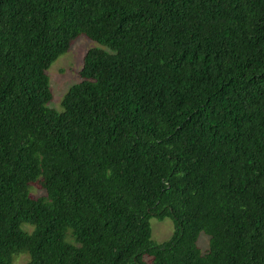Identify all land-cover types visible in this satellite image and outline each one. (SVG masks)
<instances>
[{
  "label": "trees",
  "instance_id": "16d2710c",
  "mask_svg": "<svg viewBox=\"0 0 264 264\" xmlns=\"http://www.w3.org/2000/svg\"><path fill=\"white\" fill-rule=\"evenodd\" d=\"M18 254L264 264V0H0V264Z\"/></svg>",
  "mask_w": 264,
  "mask_h": 264
},
{
  "label": "rangeland",
  "instance_id": "374dc122",
  "mask_svg": "<svg viewBox=\"0 0 264 264\" xmlns=\"http://www.w3.org/2000/svg\"><path fill=\"white\" fill-rule=\"evenodd\" d=\"M96 46L94 42L79 37L71 45L69 51L58 58L49 68L47 74L49 76V84L52 92V100L49 107L60 110V102L64 93L72 85L80 81L79 71L82 67L83 58L88 49ZM34 196L43 195V191L39 188L32 190ZM151 227V237L157 243H162L169 239L173 231V225L168 219L157 221L149 220ZM199 247L205 250L208 247V238L201 235L198 240ZM28 256L26 254H18L14 257L13 264H26Z\"/></svg>",
  "mask_w": 264,
  "mask_h": 264
}]
</instances>
